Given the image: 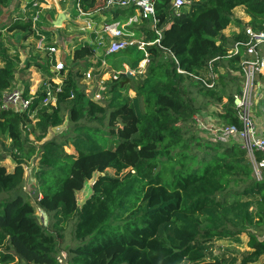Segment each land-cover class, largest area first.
<instances>
[{"label": "trees", "instance_id": "16d2710c", "mask_svg": "<svg viewBox=\"0 0 264 264\" xmlns=\"http://www.w3.org/2000/svg\"><path fill=\"white\" fill-rule=\"evenodd\" d=\"M105 2L80 4L94 11ZM8 3L0 0V14ZM237 8L248 21L234 16ZM134 9L112 10L111 20ZM155 17V23L143 18L128 26L144 49L136 43L104 54L113 73L101 102L89 98L76 69L87 60L92 65L95 49L85 43L72 53L75 67L65 63L55 105L45 104L41 91L26 110L0 108V145L14 162L11 171L0 164V264H236L233 254H209L210 243L236 240L253 228L259 233H248L243 264L264 255V174L253 175L238 141L201 135L194 119L214 105L220 106L218 123L242 127L233 99L241 91L246 47L240 44L237 53L234 48L247 41V26L264 31V0H187L181 10L172 0H156ZM233 24L238 31L226 35ZM32 29V18L20 14L7 26L13 32ZM259 52L264 55V45ZM3 60L0 99L18 66L13 57ZM257 82L264 92L262 73ZM130 88L134 94L128 96ZM263 109L264 94L258 113ZM32 110L39 141L65 121L68 131L33 143L27 131ZM36 156L34 203L47 214L46 225L24 191V165ZM93 178L90 195L79 204L77 193Z\"/></svg>", "mask_w": 264, "mask_h": 264}, {"label": "rangeland", "instance_id": "374dc122", "mask_svg": "<svg viewBox=\"0 0 264 264\" xmlns=\"http://www.w3.org/2000/svg\"><path fill=\"white\" fill-rule=\"evenodd\" d=\"M9 0V3L5 5L2 9V12L0 14V66L3 65L4 57H13L17 62V72L13 78L12 85L10 88L4 91V93H7L9 91L17 90L19 92L24 93L27 92V96L31 98L34 94L39 93L41 91H54L53 85L61 81V77H57V75L50 76L49 73L46 72L44 67H40L37 63H42L44 65H47L50 69H52L55 57L47 54L45 49L38 47V42L40 39H44L45 42H53L57 41V46L60 49V52H57L55 54L56 58H61L64 56L67 57L68 54V60L66 61L67 65L69 67H75V64L71 63L72 59V53L74 49L78 46H80L83 42L88 41L89 39H94L97 43V53L95 59H90L89 61L92 63L89 67L85 63L88 62H81L78 66H76V69L79 70L83 74V78L81 80V84L85 85L86 93L89 98H92L98 102L102 101V91L104 88V84L102 81L98 79V76H101L102 78H111L112 74H108V72H111L113 69L109 63L105 61L104 54L106 53V45L108 43V40L106 37H104L102 34L98 33L95 34L93 38L88 37V31L92 32L93 29H87L80 30V25L84 24L86 19L85 17L79 15L78 9L74 5L72 8V0H61L59 3L52 4V1L57 0H47L46 2L44 0ZM25 3L27 12L30 15L37 14V11H39L42 8V14L39 19V21L35 22V26L32 29V32H23V31H8L7 26L10 23V21L14 18L16 15H28L26 12L22 10L23 6H20L21 4ZM70 3V11L68 14L65 15L64 21L62 24L55 27L53 23L58 19V17L63 14L62 12L67 9V5ZM189 5L186 6L187 9ZM49 7V8H48ZM46 8V9H44ZM44 9V10H43ZM121 12V11H120ZM65 14V12H64ZM234 16L237 18H241L242 20H247L248 18L244 15V10L242 8H237L234 11ZM124 17V16H123ZM112 18V17H111ZM107 19V18H106ZM110 17L105 20L109 22ZM243 20V21H245ZM248 21V20H247ZM141 23V22H139ZM100 27V25H98ZM234 28H237L236 25H231L227 27L224 30V33L226 35H231L235 30ZM127 32L130 33L129 40L134 39V32L130 30V28L127 27ZM87 37H85V36ZM136 40V39H134ZM84 44V43H83ZM136 44V43H135ZM61 52L63 55H61ZM64 58V59H65ZM66 60V59H65ZM147 62V61H146ZM89 63V62H88ZM43 65V66H44ZM48 68V69H49ZM89 70H94V75L92 78L86 80L85 79V72ZM112 73V72H111ZM239 73L234 72L233 75H237ZM3 93V94H4ZM125 94L130 96L133 95V90L127 89L125 91ZM255 94L256 97L254 100V105L252 107V111L258 114V100L259 98L264 94L262 92V87L259 83H257L255 88ZM32 99V98H31ZM257 101V102H256ZM48 102H52V96L48 100ZM52 105V104H51ZM220 106H214L211 105L207 110L204 112H199V114H196V117L199 119L200 123L196 121V131L204 136H212V131H209L206 127H200L201 122L205 123V125L211 124V122H216V120H220L219 117L216 116V113L219 111ZM252 112V113H253ZM30 118L31 122L27 123V131L29 132V137L31 138L33 143H42L46 141L47 139H50L52 137H59L62 134H65V132L68 131L69 126L64 122V124L53 127L49 130V133L47 136L42 139L38 140L37 136L39 134L38 130L35 129V111L32 110L30 112ZM209 131V132H208ZM9 141H6V144L8 145ZM109 145H112V140H109ZM65 149L69 152L74 151L73 147L71 145H68L65 147ZM5 156L4 160H0V164H3L6 166L8 171H11L14 167V162L10 156V150L0 145V156ZM38 163H39V156H36L35 158H32V160L28 161L24 165L25 169V183H24V191L29 196V199L33 202L35 205V215L38 218V220L43 223L47 224L48 222V216L45 212H43L35 202V194L37 192V187L35 184V177L34 173L38 169ZM107 172L109 174H114V170L107 169ZM96 177V176H95ZM94 181V178L87 181L85 184V187L83 190L79 191L77 193V199L78 203L81 204L84 202V200L90 195L91 193V186ZM255 231L259 233V230L257 229H251L246 233H242L238 239H216L210 243V249L209 254L220 255L222 253L227 254H233L238 257V262L236 264H243V259H245L250 251V248L248 247V240H249V232ZM66 243H69V235H66ZM264 263V255L261 256V258L255 263V264H261ZM253 264V263H248Z\"/></svg>", "mask_w": 264, "mask_h": 264}, {"label": "built area", "instance_id": "2783aa9c", "mask_svg": "<svg viewBox=\"0 0 264 264\" xmlns=\"http://www.w3.org/2000/svg\"><path fill=\"white\" fill-rule=\"evenodd\" d=\"M46 2V0H44ZM81 0H75V6L78 9L80 15L92 19L90 16L93 15L91 11H84L81 8ZM155 3L156 0H106L103 9H124L134 7L136 10L135 14L127 17L124 21L113 20L109 22H103L98 29L99 34H102L107 38L108 43L106 45V53H116L126 49L128 46L135 43L138 44L139 48L144 49L145 42L141 40H129L130 33L127 32V27L135 22H140L143 18H149L152 23H155ZM173 6L177 10H181L187 3V0H172ZM22 10L26 12V6L24 5ZM42 10L37 11V14L30 15L33 20V28L35 22L39 21ZM27 16V15H24ZM92 29V23L86 24L84 29ZM245 32L248 36L246 42H238L235 44L234 53L239 51V45H245V53L242 57L240 66L243 73L241 91L234 95L233 103L237 110L239 118L242 121V127L237 128L230 124H220L211 122L209 125L205 123L200 124V127H206L209 131H212V136L221 142H228L234 139L239 142L240 147L246 151L253 165V175L257 178H261L264 174V109L261 113L256 114L252 111V107L255 104L254 98L256 97L255 88L257 85L258 74L261 73V69L264 66V55H261L259 49L261 45H264V31H256L251 26L245 28ZM160 34V33H159ZM44 39H40L38 47L45 49L47 54L54 56L55 60L52 66V72L61 77V81L56 83V89L52 91H46L47 96L44 100L45 104H56V91L60 89L63 84V77L66 76V60L62 56V59L56 58L55 54L60 52L56 42L47 45ZM232 52V51H230ZM61 55L62 52H61ZM146 59L141 61L139 65V72H143L146 66ZM129 69H126L128 71ZM135 73V71H131ZM85 79L92 78L93 70L86 71ZM117 75L113 74V78ZM211 86L212 84H208ZM52 96V102L48 100ZM263 96V95H262ZM261 96V97H262ZM260 97V98H261ZM259 98V100H260ZM258 100V102H259ZM257 102V101H256ZM31 104V98L25 96L24 93L17 90L9 91L4 93L0 99V108L2 109H13L16 111L26 110ZM220 111V108H219ZM253 112V113H252ZM217 116V115H216ZM218 117V116H217ZM195 121L200 123L199 119L194 116ZM208 131V132H209Z\"/></svg>", "mask_w": 264, "mask_h": 264}, {"label": "crops", "instance_id": "0c3cea01", "mask_svg": "<svg viewBox=\"0 0 264 264\" xmlns=\"http://www.w3.org/2000/svg\"><path fill=\"white\" fill-rule=\"evenodd\" d=\"M21 1V0H20ZM24 1V0H23ZM22 1V2H23ZM47 1V0H46ZM61 0H57V1H52L51 3L53 4L54 3V5L56 4V3H59ZM63 1V0H62ZM21 4V3H20ZM26 6V4L25 3H23V4H21L20 6ZM74 5H75V0H72V8L74 7ZM70 3H68V5H67V9H65V11H63L62 13L64 14V12H65V14L64 15H66V14H68V12L70 11ZM49 8V7H48ZM27 9V8H26ZM44 9H46V8H44ZM43 9V10H44ZM41 10H42V8H41ZM112 10H114V9H103V8H99V9H96V10H94V11H91L92 13H93V15L92 16H90L92 19L90 20V18H88V17H85V16H83V17H85V19H86V21H85V23L84 24H81L80 25V30H85L86 31V28L84 29V27L86 26V24H88V23H92V26H93V31L92 32H89L88 31V37H90V38H93V37H95L94 35L95 34H97V36H98V29L100 28V27H98V25H101L103 22H106L105 20H107L109 17H110V19H112L113 18V15L111 14V13H109V12H111ZM108 11V12H107ZM122 11V13L120 12V18L118 19V20H121V21H124L125 19H127V17L128 16H130V15H132V14H135L136 13V10L134 9V13H132V10H129V11H127V10H121ZM124 11V12H123ZM43 12V11H42ZM42 12H41V14H42ZM26 13L28 14L27 16H24V17H30V14L26 11ZM80 15V14H79ZM82 16V15H81ZM124 16V17H123ZM41 17V16H40ZM112 17V18H111ZM236 17V16H235ZM107 18V19H106ZM248 18V17H247ZM241 19H242V17H241ZM243 20H245V19H243ZM248 20V19H247ZM247 20H245V21H247ZM63 21H64V19H63ZM63 21H62V23H63ZM110 21H113V20H110ZM53 25H55V22L53 23ZM56 26H58V25H55V27ZM233 30H235V31H238V28H234ZM85 36V35H84ZM85 37H87V36H85ZM135 39V38H134ZM136 40H139V39H136ZM52 43H55V41H53ZM56 43H57V41H56ZM84 44L86 43V44H89V45H91L92 47H94V49H95V55L92 57V58H90V59H95V57H96V53H97V43H96V41L94 40V39H89L88 41H85V42H83ZM82 43V44H83ZM67 56H68V54H67ZM66 60H68V57L66 58ZM90 68V67H89ZM124 68L125 69H129V67H128V65H126V64H124ZM94 70H93V74H94ZM112 72V71H111ZM111 72H108V74H112ZM261 73L264 75V66L262 67V69H261ZM64 78L65 77H63L62 79H63V81H64ZM98 79L100 80V81H102L103 82V84L105 83V81L106 80H108L109 78H102L101 76H98Z\"/></svg>", "mask_w": 264, "mask_h": 264}, {"label": "water", "instance_id": "95a60500", "mask_svg": "<svg viewBox=\"0 0 264 264\" xmlns=\"http://www.w3.org/2000/svg\"><path fill=\"white\" fill-rule=\"evenodd\" d=\"M65 15L64 14H61L58 19L55 21V25H60L62 24V21L64 19Z\"/></svg>", "mask_w": 264, "mask_h": 264}]
</instances>
